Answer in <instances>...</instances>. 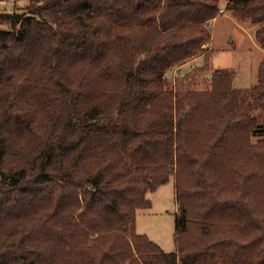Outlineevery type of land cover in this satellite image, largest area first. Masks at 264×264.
Masks as SVG:
<instances>
[{"label": "trees", "instance_id": "obj_1", "mask_svg": "<svg viewBox=\"0 0 264 264\" xmlns=\"http://www.w3.org/2000/svg\"><path fill=\"white\" fill-rule=\"evenodd\" d=\"M223 1L264 48V0L0 11V264H264V57L247 90L225 67L167 82L206 51ZM172 175L166 251L136 215Z\"/></svg>", "mask_w": 264, "mask_h": 264}, {"label": "rangeland", "instance_id": "obj_2", "mask_svg": "<svg viewBox=\"0 0 264 264\" xmlns=\"http://www.w3.org/2000/svg\"><path fill=\"white\" fill-rule=\"evenodd\" d=\"M27 5L28 0H0V11L21 10ZM224 7L225 1L221 3L219 15L209 23L211 37L204 46L207 47L206 51L168 72L167 82L170 89H175L186 74V84L190 83L195 87L208 86L212 71L218 67L233 71V85L237 88L247 90L256 85L258 68L264 57V48L255 38L258 24L251 20H241ZM0 28H11V24L0 23ZM250 104L254 107L253 99L247 96L242 109ZM252 112L258 113L259 110L253 109ZM147 197L152 205L137 211L136 231L147 234L166 251L175 250V215L178 204L175 199L174 176L156 190L149 191Z\"/></svg>", "mask_w": 264, "mask_h": 264}, {"label": "water", "instance_id": "obj_3", "mask_svg": "<svg viewBox=\"0 0 264 264\" xmlns=\"http://www.w3.org/2000/svg\"><path fill=\"white\" fill-rule=\"evenodd\" d=\"M203 46H206V44H204Z\"/></svg>", "mask_w": 264, "mask_h": 264}]
</instances>
